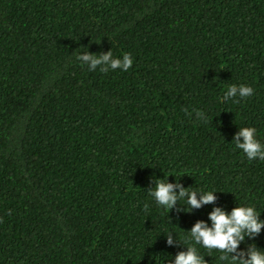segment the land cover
<instances>
[{"label":"trees","instance_id":"obj_1","mask_svg":"<svg viewBox=\"0 0 264 264\" xmlns=\"http://www.w3.org/2000/svg\"><path fill=\"white\" fill-rule=\"evenodd\" d=\"M109 50L132 66L75 58ZM232 84L254 94L223 100ZM240 127L264 144V0H0V264H171L215 207L264 221ZM157 179L215 200L166 212ZM253 244L264 227L239 250Z\"/></svg>","mask_w":264,"mask_h":264},{"label":"clouds","instance_id":"obj_2","mask_svg":"<svg viewBox=\"0 0 264 264\" xmlns=\"http://www.w3.org/2000/svg\"><path fill=\"white\" fill-rule=\"evenodd\" d=\"M76 61L87 65L89 71L99 66L100 71L107 72L109 69L119 68L127 71L133 63L131 53H123L122 57H114L111 50L103 54H89L86 51L82 55H76ZM254 89L250 85H229L224 93L223 100L229 98L244 99L251 97ZM197 117L206 120L203 112H197ZM255 127H240L233 137L235 148L239 149L248 161H264V144L257 138ZM178 189L174 192L173 189ZM215 190L186 189L182 188L178 182L167 183L165 180H155L154 186L148 194L155 204L168 212L177 201H182L188 207L200 208L204 204L212 203L215 200ZM199 195V199L197 196ZM185 197L187 198L185 200ZM147 208V205H145ZM260 212L251 205H239L233 207L229 212L215 207L208 214V221L195 222L188 230L186 239L190 241L185 251H180L171 259V264H205L197 245L200 247L219 252V264H264V250L258 249L254 244L249 245L247 250H239V245L245 237L251 239L260 233L264 227V221L259 219ZM165 242L173 244V238L169 233L165 235Z\"/></svg>","mask_w":264,"mask_h":264}]
</instances>
